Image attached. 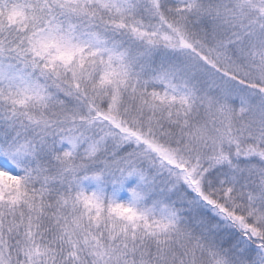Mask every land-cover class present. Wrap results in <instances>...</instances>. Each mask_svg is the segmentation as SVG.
<instances>
[{
    "label": "snow or ice",
    "instance_id": "1",
    "mask_svg": "<svg viewBox=\"0 0 264 264\" xmlns=\"http://www.w3.org/2000/svg\"><path fill=\"white\" fill-rule=\"evenodd\" d=\"M0 264H264V0H0Z\"/></svg>",
    "mask_w": 264,
    "mask_h": 264
}]
</instances>
